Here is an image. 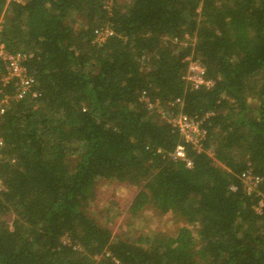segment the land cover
Wrapping results in <instances>:
<instances>
[{
    "label": "trees",
    "instance_id": "16d2710c",
    "mask_svg": "<svg viewBox=\"0 0 264 264\" xmlns=\"http://www.w3.org/2000/svg\"><path fill=\"white\" fill-rule=\"evenodd\" d=\"M0 42L38 93L0 103V264H264V0H0ZM156 103L201 120L199 150ZM105 182L136 188L128 224L180 225L112 234Z\"/></svg>",
    "mask_w": 264,
    "mask_h": 264
},
{
    "label": "built area",
    "instance_id": "2783aa9c",
    "mask_svg": "<svg viewBox=\"0 0 264 264\" xmlns=\"http://www.w3.org/2000/svg\"><path fill=\"white\" fill-rule=\"evenodd\" d=\"M111 34L108 29L96 30L95 31V41H103L107 36ZM25 57L20 53L10 52L2 42H0V61L3 63L4 73L0 78V81L4 85L5 83L11 81L13 89L10 94H4L0 103H7L9 100H20L24 97L34 98L38 95L37 91L34 89L35 80L32 75L28 72L23 64ZM185 78L189 80L194 86L203 83L202 79V68L193 62H189L187 67ZM141 99L148 102V98L141 94ZM149 103V107L152 104ZM157 108L158 113L161 114L162 118H165L174 128L178 130L183 139L191 143L196 149H200L201 140L205 135V130L201 126V120L198 119H188L187 117L177 114L171 116L165 109L159 106L157 103L154 104ZM183 148L181 145L176 146L174 156L183 157ZM187 165H190V161H186ZM242 179L247 184V187L254 186L259 178L248 173L242 174Z\"/></svg>",
    "mask_w": 264,
    "mask_h": 264
},
{
    "label": "rangeland",
    "instance_id": "374dc122",
    "mask_svg": "<svg viewBox=\"0 0 264 264\" xmlns=\"http://www.w3.org/2000/svg\"><path fill=\"white\" fill-rule=\"evenodd\" d=\"M247 188L250 189V187ZM135 192L136 188L134 187L102 183L96 191L89 212L93 213L100 224H108L112 234L128 233L126 236L130 239H135L139 235L149 233V231L174 233L180 223H176L168 217L156 215L151 208L139 216L130 218L129 221L132 220L133 223H127L129 202ZM111 212L113 215L110 216Z\"/></svg>",
    "mask_w": 264,
    "mask_h": 264
}]
</instances>
